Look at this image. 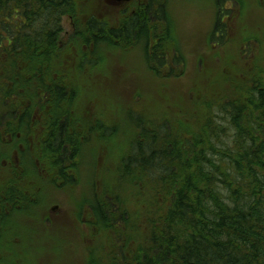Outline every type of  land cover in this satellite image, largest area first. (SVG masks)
Returning a JSON list of instances; mask_svg holds the SVG:
<instances>
[{"label":"trees","instance_id":"obj_1","mask_svg":"<svg viewBox=\"0 0 264 264\" xmlns=\"http://www.w3.org/2000/svg\"><path fill=\"white\" fill-rule=\"evenodd\" d=\"M170 2L0 0V264H24L13 243L32 242L12 219L39 216L56 184L94 229L91 251L100 254L85 264H264V0H211L202 68L193 71ZM106 51L122 60L139 52L150 95L134 91L126 107L117 76L102 74ZM106 94L128 112L151 96L164 106L152 121L129 119L139 130L125 132V144L135 153L120 160L115 191L105 184L107 151L95 160L88 136L103 143L125 131ZM92 166L85 198L77 190Z\"/></svg>","mask_w":264,"mask_h":264},{"label":"rangeland","instance_id":"obj_2","mask_svg":"<svg viewBox=\"0 0 264 264\" xmlns=\"http://www.w3.org/2000/svg\"><path fill=\"white\" fill-rule=\"evenodd\" d=\"M170 10L172 13V18H174L173 24L176 27L177 38L180 43L181 49L185 53L186 60L188 63V70L193 71V69L197 66L199 69L202 68V59L198 56L204 54L206 51L205 41L207 40L209 23L212 16V7L211 0H170ZM234 8V5L231 6ZM117 12V11H116ZM103 13V12H102ZM106 14V11H105ZM254 29V24L252 21H246L245 27ZM63 31L61 34V38H65L71 32V22L67 17H63L62 19ZM106 55L112 58V61L106 58L104 64L106 66H111L102 73V74H114L117 76V85L118 90L117 94H125L124 105L126 107H131L134 100H137L136 97H133L134 91H141L145 95H150L142 84L147 82L146 77L150 76L146 70L145 64L141 59V55L138 53L133 55L126 56V60H122L120 56V51L116 53L110 54L106 51ZM222 52V50H221ZM246 63V61H245ZM103 64V67H104ZM124 78V79H121ZM155 82L151 81V89L154 87ZM157 86V84H156ZM144 87V88H143ZM92 91L96 93V95L102 94V86H94ZM154 94V92L151 90ZM127 95V96H126ZM162 95V93H161ZM163 96V95H162ZM106 97L110 99L114 103H109L108 108L111 114L112 111L115 110L116 104L120 103V100L113 94H106ZM85 99L89 100L93 98V96H84ZM151 96L149 101L147 102V107L144 104H141L134 108V111L128 112L126 109H122L121 105L117 106V114L116 121L114 122V126L119 129H125V131H119V136L116 137H108L109 134H104L101 139L103 143H98L96 138L90 133L88 136L91 137L93 143L90 145H94L95 148L92 149V154L95 155V160L102 154L99 152V149L104 148L107 151L105 155V184L110 185L112 189H115V186L118 182H120V174L123 173L122 165L120 164V160L125 158V155L134 154L135 150L132 147H129L128 142L125 144L127 135H131L132 133H137V129H133L132 121H142L149 120L152 121L157 118L162 112L164 106H161V102H158L155 98ZM166 104V98L168 102L171 101L170 96H163ZM108 115V114H107ZM106 132V130L104 131ZM122 136L123 143H122ZM109 152V153H108ZM100 159L98 164H101ZM85 159L83 160L82 165H85ZM92 170L88 169L90 175H86V171H82V187H79L77 191L82 190L84 197L87 198L86 195V182L92 180V176L95 175L93 166ZM113 170V173L111 172ZM58 180V177H55ZM127 180V178H125ZM124 180V181H125ZM109 183V184H108ZM66 186H59L57 184L55 186H51L50 189L46 190L45 197H51L55 202L52 204H58L61 210L67 211L69 208V204L71 203V192L69 188H65ZM76 187L72 188L75 189ZM115 191V190H114ZM70 193V194H69ZM81 193V191H80ZM86 195V196H85ZM45 201V200H44ZM73 204L81 203L80 197L76 199L72 197ZM95 204V202H93ZM95 208V207H94ZM96 209V208H95ZM69 211V210H68ZM44 212H42L43 215ZM89 215H91L89 213ZM29 217H25L24 219L13 218L12 221L15 224H20V221L23 220L24 228L23 231L20 232L21 239H24V242H32L30 244H25L21 242H14L13 246L17 249H23L25 252V256L22 258H26L24 264H85V257H91L92 259H97L99 252L93 253L91 250L95 249L96 242L91 241V233L92 227L90 225L87 228L83 219L88 220L87 216H82L80 219L77 218L75 211H72V225L68 227H54L55 218H34V216L27 215ZM33 217V218H32ZM41 217V216H40ZM32 218V220H30ZM49 228V229H46ZM89 235V236H88ZM42 241V242H41ZM33 242H41L36 245ZM91 251L87 253L86 250ZM90 258V259H91ZM9 259L4 260V264H6ZM11 263V262H10Z\"/></svg>","mask_w":264,"mask_h":264},{"label":"flooded vegetation","instance_id":"obj_3","mask_svg":"<svg viewBox=\"0 0 264 264\" xmlns=\"http://www.w3.org/2000/svg\"><path fill=\"white\" fill-rule=\"evenodd\" d=\"M127 2L121 3L122 5L125 4ZM48 199V200H47ZM34 201H37L36 199H33ZM47 202V205L45 207V205H41L43 207V215L42 212L40 213L39 217L35 216L34 218H45V216H47L48 218H55L57 220V222L55 221L54 227L58 228V226L60 227H68L67 225L71 226L72 225V203L69 204V208L67 211L61 210L60 206L58 204H52L53 202H55V200H53L51 197L46 198L45 199ZM30 220H32V218H30ZM63 225V226H62Z\"/></svg>","mask_w":264,"mask_h":264},{"label":"water","instance_id":"obj_4","mask_svg":"<svg viewBox=\"0 0 264 264\" xmlns=\"http://www.w3.org/2000/svg\"><path fill=\"white\" fill-rule=\"evenodd\" d=\"M129 1L131 0H107V2L110 4H121V3L129 2Z\"/></svg>","mask_w":264,"mask_h":264}]
</instances>
